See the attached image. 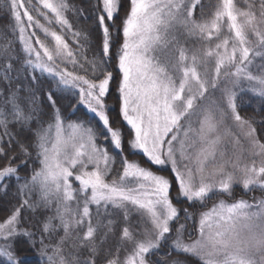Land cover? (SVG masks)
<instances>
[{
  "label": "snow or ice",
  "instance_id": "snow-or-ice-1",
  "mask_svg": "<svg viewBox=\"0 0 264 264\" xmlns=\"http://www.w3.org/2000/svg\"><path fill=\"white\" fill-rule=\"evenodd\" d=\"M244 5L129 0L121 18V0L87 16L69 0H0V192L17 181L0 264H264V199L177 207L264 191V116L238 104L251 93L264 111V0ZM69 12L94 17L98 43ZM114 71L127 154L105 103Z\"/></svg>",
  "mask_w": 264,
  "mask_h": 264
},
{
  "label": "trees",
  "instance_id": "trees-1",
  "mask_svg": "<svg viewBox=\"0 0 264 264\" xmlns=\"http://www.w3.org/2000/svg\"><path fill=\"white\" fill-rule=\"evenodd\" d=\"M241 0H236L237 5L239 7H242L243 4L240 3ZM69 2L78 8L84 9V14L87 16L91 13L92 7L95 4V0H69ZM123 7L121 8L120 11V17L122 18L128 7H129V0H121ZM203 3L205 5V11L207 12H212L214 10L215 5L218 3V0H203ZM68 17L70 21L73 22L74 27L76 28H83L84 30H90V37L89 39L95 44L98 43L99 41V34L98 31L94 30V25H93V19L89 20H84L83 18L78 19L75 15H73L71 12L68 13ZM117 23H119V19L117 20ZM8 25H9V19L8 16L6 15L5 11L0 10V32H8ZM69 39V42L71 43V37H66ZM122 39V37H121ZM91 52H89V55L91 56ZM115 68V62H113V65L110 67V70H114ZM114 74L117 76V80H114L112 84L110 85V92L105 98V103L109 107V115H110V120L112 122L113 127H119L122 129L125 137V154L128 152V147H127V139L130 138L131 136V131L130 128L127 126V124L122 120V117L120 116V100H119V94H118V79H119V73L114 71ZM238 104L240 105V112L241 115L246 116V117H255L256 120L261 119L262 116H264V111H261V104L262 101H260L258 98H252L251 93L243 95L239 100ZM87 110L83 109L81 112L77 113V116H83ZM87 116L89 119H91L92 114L87 113ZM72 119H76V116L71 117ZM92 123L99 127V125H96V121L93 120ZM257 127H260V125H257ZM99 142V141H98ZM129 159H134L138 160L141 165L151 168L154 172H158V174L170 176V172L168 170L160 171L157 167L153 166L150 164L142 154H138L135 156H129ZM21 176L26 175L27 171L24 169L20 170L19 173ZM10 187L8 190L7 195H5L3 192H0V219H2L6 214H7V208H9L12 204L16 203V185L17 181L12 178L10 181H8ZM235 192L238 190L240 191L239 188H234ZM176 190L173 188L172 190V195L175 196ZM244 195V194H243ZM220 197H225L227 196H220ZM228 199V198H227ZM175 203V200H174ZM177 207L181 208H188L192 212L196 213L198 209H202V206H199L198 204L190 206L186 201L182 202L181 204H177ZM181 212V216H182ZM183 217H181L182 219ZM183 258V257H181ZM185 259V258H183Z\"/></svg>",
  "mask_w": 264,
  "mask_h": 264
},
{
  "label": "rangeland",
  "instance_id": "rangeland-1",
  "mask_svg": "<svg viewBox=\"0 0 264 264\" xmlns=\"http://www.w3.org/2000/svg\"><path fill=\"white\" fill-rule=\"evenodd\" d=\"M240 3H242L243 4V6L241 7V8H243L245 5H244V0H241L240 1ZM257 63H259V61H257ZM219 92H217V93H215V95L214 96H210L209 97V99H217L218 97H219ZM205 103H207V101H205ZM126 123V122H125ZM128 126V125H127ZM129 128H130V126H128ZM227 148H228V151L229 152H231V145L229 144V145H227ZM145 159H146V157H144ZM147 160V159H146ZM250 162V161H249ZM150 163V162H149ZM151 164V163H150ZM143 166V165H142ZM145 167V166H144ZM239 188L240 189V191L238 190L237 192H235V191H233V197L232 198H229V197H227V198H225V197H220V196H218V197H213L212 199H210L208 202H207V207H203L202 209H198L197 211H196V213L195 214H199L200 212H202V211H205V210H207V208H211L212 207V205L214 204V203H217L218 202V200L219 199H225V200H227L229 203H231V202H233V200H239V199H244V200H247V201H249V202H254L255 200H259V199H264V191H262V190H260V189H254V190H252V191H250V192H247V193H245L244 191H243V189H242V187L241 186H235L234 188ZM235 190V189H234ZM244 194V195H243ZM199 206H201L200 204H198ZM189 210V212H192L190 209H188ZM192 213H194V212H192ZM182 214H183V212H182ZM181 217H183V215L181 216ZM183 221V218L181 219V222ZM174 256H175V254H173ZM181 260H183L184 261V264H189V261H187V260H185V259H183V258H181V257H179Z\"/></svg>",
  "mask_w": 264,
  "mask_h": 264
}]
</instances>
